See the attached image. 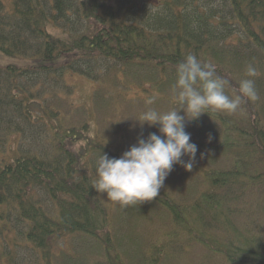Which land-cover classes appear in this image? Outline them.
<instances>
[{"label": "trees", "instance_id": "trees-1", "mask_svg": "<svg viewBox=\"0 0 264 264\" xmlns=\"http://www.w3.org/2000/svg\"><path fill=\"white\" fill-rule=\"evenodd\" d=\"M0 51L26 59L0 64V264H51L54 242L69 235L100 240L105 264H126L91 186L96 159L117 154L92 120L107 118L115 97L128 100L129 86L169 95L189 54L215 66L230 97L252 64L259 99L244 98L238 115L204 113L221 124L217 148L232 165L206 172L202 203L188 206L162 188L151 201L188 231L221 228L213 232L222 241L194 231L226 263L264 264L261 223L227 224L230 204L264 190V0H0ZM70 74L100 84L90 107L65 100ZM215 207L218 217H209ZM24 247L36 257H22ZM63 252L59 264L76 254Z\"/></svg>", "mask_w": 264, "mask_h": 264}, {"label": "rangeland", "instance_id": "rangeland-1", "mask_svg": "<svg viewBox=\"0 0 264 264\" xmlns=\"http://www.w3.org/2000/svg\"><path fill=\"white\" fill-rule=\"evenodd\" d=\"M24 61L26 59L9 57L0 51L2 65ZM66 79L71 86L70 95L65 96L67 103L70 102L82 109L90 107L93 104L94 92L100 84L79 74L67 75ZM144 87L153 88L149 83ZM128 90H130L127 93L128 100L120 99L119 96L113 99V107L108 109L107 118L102 117V119L100 116L92 120V131L99 132L101 141L109 144L111 151L117 154L115 155L117 158L135 145L138 138H147L148 134L153 132L159 134V125L148 127L145 124L141 128L139 122L132 118H137L149 107L166 112L175 106L172 102V92H167L169 95H163L155 89H151L152 92H146L140 86H129ZM114 92L115 90L112 89L111 93ZM153 98L154 103L148 105L146 102ZM180 114L184 115L183 110ZM234 115H238V112ZM185 130L191 136L190 142L198 147L196 161L191 171L180 165H174L162 190L170 197L191 206L202 203L201 194L211 189L206 172L212 168H229L232 165V158L217 148L222 141L223 132L221 124L213 120L211 115L202 114L195 121H186ZM183 159L187 161L188 157L185 156ZM98 195L106 206L113 244L126 264H228L219 254L211 251L196 238L198 233H203L209 239H218L213 230L221 228L211 229L210 224L206 228L203 224L196 223L193 231H188L181 225L174 224L167 210L157 202L145 201L135 206L122 208L119 204L107 200L106 193ZM246 197L244 200L241 199L242 201L238 200L236 204H230V209L228 206L227 212L231 221L227 224L230 225L233 222L240 227L241 224L246 223L254 230L261 223L262 234L260 235L264 238V190ZM216 210L219 209L215 207L205 212L209 217L211 214L218 217ZM242 217H246L247 221ZM195 228L198 232L196 234ZM154 245L157 246L154 247ZM63 251L77 254L68 257V264H75L77 261H80L78 264L100 262L105 264L109 261L101 241L90 236L69 235L63 243L54 242L49 258L51 264H59V257L64 253ZM20 252L21 256H27V259L36 257L32 248L24 247L22 251L20 249Z\"/></svg>", "mask_w": 264, "mask_h": 264}, {"label": "clouds", "instance_id": "clouds-1", "mask_svg": "<svg viewBox=\"0 0 264 264\" xmlns=\"http://www.w3.org/2000/svg\"><path fill=\"white\" fill-rule=\"evenodd\" d=\"M259 75L257 68L248 64L247 78L239 81V94L230 97L225 91L229 82L216 74L212 63L194 54L187 55L176 67V81L171 89L175 106L166 112L149 107L132 118L141 128L145 124L148 127L159 125V134L153 132L147 138H138L120 158L102 153L95 161L91 186L100 194L106 193L107 200L122 208L155 199L174 165L191 171L196 161L198 147L190 142L186 121H195L209 112L231 115L240 109L244 98L258 100L252 78ZM146 103L152 105L154 98ZM181 110L184 115L180 114ZM185 156L187 161L183 159Z\"/></svg>", "mask_w": 264, "mask_h": 264}]
</instances>
